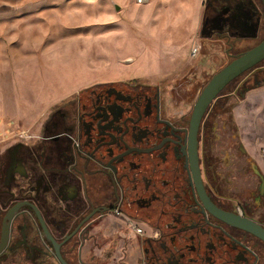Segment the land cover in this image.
Wrapping results in <instances>:
<instances>
[{
  "label": "flooded vegetation",
  "instance_id": "1",
  "mask_svg": "<svg viewBox=\"0 0 264 264\" xmlns=\"http://www.w3.org/2000/svg\"><path fill=\"white\" fill-rule=\"evenodd\" d=\"M252 40L245 51L264 40L261 21ZM233 48L229 63L245 52ZM219 71L202 87L184 78L169 88L97 83L64 101L35 143L0 153V264H62L57 250L67 264H264V125L254 100L264 60L195 125V105ZM111 214L134 223L133 248L99 246Z\"/></svg>",
  "mask_w": 264,
  "mask_h": 264
},
{
  "label": "rangeland",
  "instance_id": "2",
  "mask_svg": "<svg viewBox=\"0 0 264 264\" xmlns=\"http://www.w3.org/2000/svg\"><path fill=\"white\" fill-rule=\"evenodd\" d=\"M215 1L0 0V153L35 143L64 101L97 83L169 88L184 78L187 85L202 87L229 63L228 42L232 54L244 52L255 43L256 26L264 23L260 0H235L233 8L230 1L218 0L206 30L204 14ZM198 44L201 54L193 58ZM255 99L264 125V89ZM111 215L99 223V246L122 240L133 248L134 223ZM116 225L123 234L111 231Z\"/></svg>",
  "mask_w": 264,
  "mask_h": 264
},
{
  "label": "water",
  "instance_id": "3",
  "mask_svg": "<svg viewBox=\"0 0 264 264\" xmlns=\"http://www.w3.org/2000/svg\"><path fill=\"white\" fill-rule=\"evenodd\" d=\"M264 2V0H263ZM116 10H120L118 5H115ZM264 60V40L256 45L255 47L245 51L230 63H228L224 68H222L206 85L200 98L198 99L194 114H193V124L197 125L200 119L208 107L212 99L219 94L225 86H227L232 80L236 79L242 73L253 68L255 65ZM57 256L62 264H67L66 261L61 257L59 251L57 250Z\"/></svg>",
  "mask_w": 264,
  "mask_h": 264
},
{
  "label": "built area",
  "instance_id": "4",
  "mask_svg": "<svg viewBox=\"0 0 264 264\" xmlns=\"http://www.w3.org/2000/svg\"><path fill=\"white\" fill-rule=\"evenodd\" d=\"M148 0H136V2L138 3V4H144V3H146ZM200 45L198 44V45H196L194 48H193V50H192V56L193 57H195V56H197L198 54H199V52H200ZM136 232L137 233H140L141 232V229L140 228H136Z\"/></svg>",
  "mask_w": 264,
  "mask_h": 264
},
{
  "label": "trees",
  "instance_id": "5",
  "mask_svg": "<svg viewBox=\"0 0 264 264\" xmlns=\"http://www.w3.org/2000/svg\"><path fill=\"white\" fill-rule=\"evenodd\" d=\"M209 16H210L209 11H206V12H205V18H206V17H209Z\"/></svg>",
  "mask_w": 264,
  "mask_h": 264
},
{
  "label": "crops",
  "instance_id": "6",
  "mask_svg": "<svg viewBox=\"0 0 264 264\" xmlns=\"http://www.w3.org/2000/svg\"><path fill=\"white\" fill-rule=\"evenodd\" d=\"M202 19H203V18H202ZM201 24H202V23H201ZM63 99L65 100V98H63V96H62V101H64Z\"/></svg>",
  "mask_w": 264,
  "mask_h": 264
}]
</instances>
